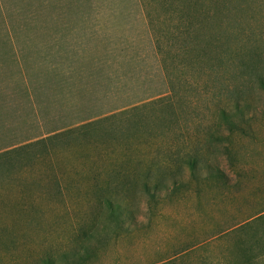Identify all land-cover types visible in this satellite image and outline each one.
<instances>
[{"label": "rangeland", "instance_id": "374dc122", "mask_svg": "<svg viewBox=\"0 0 264 264\" xmlns=\"http://www.w3.org/2000/svg\"><path fill=\"white\" fill-rule=\"evenodd\" d=\"M204 14L200 45L157 46L161 20ZM254 74L264 0H0V150L29 144L0 158V264H264Z\"/></svg>", "mask_w": 264, "mask_h": 264}, {"label": "trees", "instance_id": "16d2710c", "mask_svg": "<svg viewBox=\"0 0 264 264\" xmlns=\"http://www.w3.org/2000/svg\"><path fill=\"white\" fill-rule=\"evenodd\" d=\"M147 5H148V3H147ZM146 18H147L146 22L148 23V25L149 26L152 25L153 20L149 16L148 12H147ZM166 21L172 22V20H167V18L161 20L160 21L161 26L159 27L158 31L154 34L153 38H154V41L156 42L157 46H160L161 43L164 44V40L168 41L170 44L169 46H171V47L177 46V50H178L179 54H176L175 56L170 57V59L173 60V59L177 58L179 55L181 56L185 52V50L188 49L190 47V45L193 44L194 40H195V45L196 44L200 45V43H198L199 37L197 35H195V37H190V35L192 33H194V31L196 32L201 27V25L204 24L203 22L208 21V15L204 14L202 18L195 19V23H189V22H187L186 19H184L182 17H178V18H176V22L174 21L175 24L174 23H168L166 28H162L163 24ZM222 21L223 20H220L219 22L222 24ZM211 22H207V24H209ZM213 42L216 43L218 41H217V39H213ZM158 49H159V47H158ZM159 52H160V50H159ZM224 53L228 54L225 56V58H227V59H225L223 62L225 64V66H226V63L228 62V60H230V61L236 60L235 57H232V55H230V51H224ZM218 60L220 61V59H218ZM220 64H221V62H219V65ZM235 68H236L237 73L239 72V74H240V72L245 70L242 63H240V64L237 63ZM241 68H242V71H241ZM240 75H242V74H240ZM254 78H255V81H256V84L258 85V87L264 91V75L254 74ZM170 84H171V82H170ZM154 105H156V107H158L157 109H168L170 107V103L168 102V99L162 100V98H157V99H154V100H151V101L139 104V105L134 104V105H131L128 107H124L121 110H116V111L112 110V111L103 113L104 115L103 114L97 115L96 117L89 118L88 119L89 121H86V122H84L78 126H80V128H85V127L93 126L95 124L97 125L100 123L108 122L109 125L115 127V128H110V131H108V132L111 133V132L116 131L119 128H121L122 124H124V123L127 124V123L131 122V119L138 118L139 115H137V114L143 113V112L148 111L150 109H153ZM238 105H239V103H235L234 107L238 109ZM145 114H148V113H145ZM163 115H164V113L161 114L162 119H164ZM222 115L224 116L223 112H222ZM166 117H167V115H166ZM158 118H157V120H158ZM139 120H140V118H139ZM144 121L148 122V118ZM144 121H141V122H144ZM125 124H124V126H125ZM61 135H63V134L62 133H55V134H52L51 138L55 139ZM40 140H42V139H40ZM35 142H37V141H35ZM38 142H39V140H38ZM26 146H29V144L25 145L23 147H13V148H9V149L7 148L6 150L2 149V151L0 150V158L8 157V156L12 155L13 151L22 150ZM188 166H189V169L191 171L194 170V164L192 162H190L188 164ZM144 178H146V179L142 183V190L145 193H149L150 188L155 190L157 187L160 186L157 182L154 183L152 186H150L147 183V181H148L147 177H144ZM105 202L111 203V200L107 201V199H106Z\"/></svg>", "mask_w": 264, "mask_h": 264}]
</instances>
